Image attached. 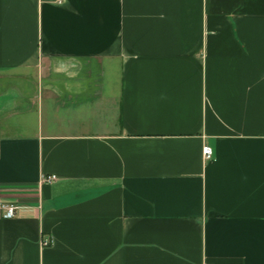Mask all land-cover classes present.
I'll return each mask as SVG.
<instances>
[{"label":"crops","instance_id":"1","mask_svg":"<svg viewBox=\"0 0 264 264\" xmlns=\"http://www.w3.org/2000/svg\"><path fill=\"white\" fill-rule=\"evenodd\" d=\"M0 264H264V0H0Z\"/></svg>","mask_w":264,"mask_h":264},{"label":"built area","instance_id":"2","mask_svg":"<svg viewBox=\"0 0 264 264\" xmlns=\"http://www.w3.org/2000/svg\"><path fill=\"white\" fill-rule=\"evenodd\" d=\"M204 153L207 159H211L213 157V150L210 146H206L204 149ZM56 179V175L54 174H49V175H44L43 180L44 181H53ZM18 208V204L14 202H2L1 203V215L4 218H11L16 215V211ZM52 238L49 236H44L42 239V243L44 245H49L52 243Z\"/></svg>","mask_w":264,"mask_h":264}]
</instances>
